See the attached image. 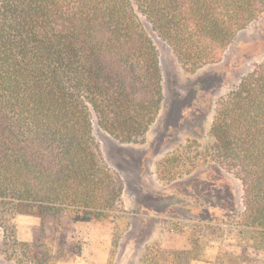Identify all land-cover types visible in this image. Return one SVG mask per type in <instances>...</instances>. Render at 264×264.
I'll return each instance as SVG.
<instances>
[{
	"label": "trees",
	"instance_id": "16d2710c",
	"mask_svg": "<svg viewBox=\"0 0 264 264\" xmlns=\"http://www.w3.org/2000/svg\"><path fill=\"white\" fill-rule=\"evenodd\" d=\"M263 14L264 0H0L2 217L37 216L45 228L68 213L120 216L124 185L93 123L139 143L156 121L162 71L145 22L197 69L220 63ZM212 134L215 161L242 183L240 223L264 251V60L219 101Z\"/></svg>",
	"mask_w": 264,
	"mask_h": 264
},
{
	"label": "rangeland",
	"instance_id": "374dc122",
	"mask_svg": "<svg viewBox=\"0 0 264 264\" xmlns=\"http://www.w3.org/2000/svg\"><path fill=\"white\" fill-rule=\"evenodd\" d=\"M145 23L162 71L156 121L139 143L120 141L93 123L107 166L123 182L124 212L85 221L94 226L92 239L74 231L77 214H63L56 223L48 219L32 242L18 236L19 215L0 214V264H35L23 244L30 255L40 254L42 264H58L84 248L89 256L109 255L103 264H264L254 233L240 223L242 183L215 161L212 134L219 101L264 60V14L238 34L220 63L197 69L182 63ZM6 228L16 241L5 236Z\"/></svg>",
	"mask_w": 264,
	"mask_h": 264
},
{
	"label": "crops",
	"instance_id": "0c3cea01",
	"mask_svg": "<svg viewBox=\"0 0 264 264\" xmlns=\"http://www.w3.org/2000/svg\"><path fill=\"white\" fill-rule=\"evenodd\" d=\"M73 226L74 231L80 238L92 239L94 233L93 224L88 222H77L74 223ZM16 227L18 229V236L20 240L32 242L42 229V221L36 216L19 215L16 220ZM101 257L102 259H100L97 254L89 256L87 249L84 248L80 254L68 252V254L58 264H103L109 259V255L105 256V254H102Z\"/></svg>",
	"mask_w": 264,
	"mask_h": 264
}]
</instances>
